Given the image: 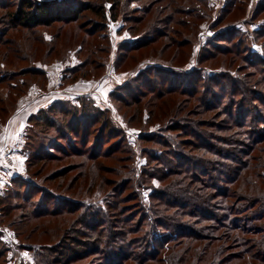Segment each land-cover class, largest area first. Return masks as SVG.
I'll return each instance as SVG.
<instances>
[{
	"label": "trees",
	"instance_id": "1",
	"mask_svg": "<svg viewBox=\"0 0 264 264\" xmlns=\"http://www.w3.org/2000/svg\"><path fill=\"white\" fill-rule=\"evenodd\" d=\"M20 1L17 12L0 15V24H3L2 28L0 27V45L9 47L4 51L3 59L8 51L20 54L22 49L19 45L21 42L15 46L16 38L6 35L7 30L20 29L15 31L20 35L19 41L26 43L33 41L32 43L42 46L46 40L39 34L37 26L73 21L85 10L93 11L96 17L100 16L107 22L102 3L95 5L92 2L83 3L82 0H68L67 3L63 0ZM2 3V9L7 12L8 6ZM235 3L236 9L242 7L239 0H235ZM154 4H158L155 11L157 22L154 25L155 35H151L149 37L151 39L144 40L139 45L121 41L117 47V56L121 54L120 58H123L128 50H137L152 41L155 42L159 37H166L168 43L172 45L188 41L186 38L179 39L177 34L182 30L179 28L187 26L193 28L195 24L197 25L201 17V8L206 7V0H149L141 7L142 11L149 10ZM261 4L255 7L257 9L255 14L258 9L264 10V3ZM101 19L97 20L99 23L94 22L92 28L87 31L88 37L92 38V50L99 56L111 50L108 44L111 38ZM255 34L257 42L264 40V23L260 29L255 30ZM216 37H213L215 44L212 46L216 47L219 53L227 54L226 52L231 51L232 60L239 62L236 69L229 67L225 72L216 69L212 73H206L205 69L201 68L204 67L203 56L207 52L212 53L209 55L211 57L216 55L212 49L208 50V44L206 52L199 53L198 65L191 71L185 66L157 62L145 71L150 79L156 71L154 74L156 79L161 74L158 75V69H163L160 72L167 74L170 79L165 81L160 77L158 83L154 82L155 80L149 81V91H153L157 98L165 95H169V98L174 97L173 105L169 100L170 106L165 111L169 112L167 116L171 119L169 125L165 126V131L169 133L175 131L179 134L173 135V139L163 131L148 135L143 132L140 137L144 143L153 144L144 147V154L147 157V170L144 174L151 178L155 175L153 178L161 182V188L155 189L149 195L151 205L146 207L140 200V185H134L132 181L134 171L129 167V164L134 163V155L131 147L120 141L118 147H122L120 150L122 155L117 160L122 162L120 163L122 165L119 169L130 171L129 175L123 174L121 177L120 195H115L118 194V191H115L112 194L113 203L108 202L107 205L97 200L92 202L86 198L72 197L65 205H62L64 203L61 201L58 207L50 208L46 205L43 210L38 205L33 206L30 214L35 217L63 213L78 215L75 214L76 217L71 220L73 222L66 227L68 245L65 246L63 242L56 245L57 243L35 241L33 244L38 245L35 261L27 264H127L128 260L132 264H264V146L260 144L264 142V58L252 54L244 34L237 35L234 29H228ZM217 41L219 44L226 42L218 45ZM140 51L141 49L136 51L135 55H139ZM99 61L105 63L104 59ZM87 62L89 60L84 61V64ZM241 66L252 68L253 71L241 76L235 71H239ZM175 67L180 71L174 70ZM24 68L33 76L46 75L45 70L32 64ZM173 72L178 73L174 75ZM145 73L142 74L144 77ZM5 75L12 76V73L2 72L0 81L4 80ZM170 75L175 76L178 82L174 80L175 78L171 79ZM180 75H185V79ZM184 80L187 81L186 87L178 88L179 81L183 83ZM20 81L18 85L26 84L25 79L21 78ZM133 82L132 88L135 89L137 86L138 91L139 78ZM166 82L168 83L165 87ZM134 89L131 93L129 91L119 93L114 90L110 95L113 102L124 99L129 103L134 99L128 100ZM147 92L144 89L140 95ZM183 94L194 97L196 102L194 106L200 110V114L213 111L212 120L220 121L212 123L207 117V129H200L199 121L189 118V110L181 114L184 100L180 101L178 98ZM247 96L253 97L250 104ZM52 105L46 108L48 111L45 114L42 111L44 109L32 114L30 121L36 120L41 128L54 127L55 123L47 115ZM54 105L52 111H60L59 113L67 118L66 125L70 129L75 126L82 127L86 129L85 135H90L94 132L93 125L89 124L96 122L100 123V134L108 131L111 134L113 130L108 119L110 108L102 109L96 106L93 99L87 95L79 96L76 103L72 100H63L57 101ZM256 105L260 111L254 109L253 113L252 109ZM152 107L160 109V101L155 100ZM171 111L177 116L171 117ZM215 114L218 115L214 116ZM209 130L213 134L216 133L222 145L218 147L212 143L211 137H205V134L210 133ZM183 135L189 137H182ZM183 140L190 143V148L182 146L187 143ZM225 148H231L228 150H231L232 154L227 153L228 150ZM96 149L97 154L94 153L90 157L93 175H99L100 171L105 172L106 168L116 167L93 160L104 154L100 151L101 147L98 146ZM52 156L59 157L55 154ZM124 156L127 157L123 158ZM33 157H41V153H35ZM33 157L30 154V158ZM150 161L155 165L150 166ZM160 164L164 165L161 167ZM166 169L172 174H167ZM171 175L174 176L173 179L170 178ZM146 176L145 179H139L143 185H149ZM126 189H129L128 193L121 195ZM170 190H173L172 196L166 193ZM118 196L119 208L115 204ZM126 199L127 201H124ZM132 201L136 203L134 210L128 209ZM121 202H128V205H121ZM118 212L120 214H117ZM64 221L67 222V217ZM71 233L74 234L73 237ZM231 248H235L236 251L229 254ZM104 257L107 261H104Z\"/></svg>",
	"mask_w": 264,
	"mask_h": 264
},
{
	"label": "rangeland",
	"instance_id": "2",
	"mask_svg": "<svg viewBox=\"0 0 264 264\" xmlns=\"http://www.w3.org/2000/svg\"><path fill=\"white\" fill-rule=\"evenodd\" d=\"M34 1L56 2L61 0ZM63 1L67 3L68 0ZM147 1L149 0H82L83 3L92 2L95 5L102 3L105 11L104 18L107 22H104L100 16L96 17L93 11L85 10L73 21H59L48 26H37L39 34L43 35V39L46 40L42 46L32 43L33 41L30 43L19 41L20 35L16 34L15 31L20 29L7 30L6 35L16 38L15 46L21 42L19 45L22 46V49L20 54L8 51L9 53L3 59L2 55L9 47L0 45V60L2 61L0 74L2 72L5 74L12 73V76L5 75L4 80L0 81V144L4 137L6 124L10 123L12 119H14L12 123L16 122V129L21 134L18 135L17 133L11 139L16 145V149H13L11 144L0 148V264L34 263V257L38 250V245L33 244L36 243L35 241L47 244L49 242L57 243L56 245L63 242L65 246L68 245L66 241H69V237L65 233L68 231L66 227L73 222L71 220L76 217L75 214L77 213L45 214L35 217L30 214L33 206L38 205L43 210L46 205L50 208L58 207L61 201L64 203L62 205H65L66 201L72 197L86 198L92 202L97 200L104 205L108 202L113 203L112 194L118 191V194L115 195H120L121 192V177L123 174L129 175L130 172L123 168L119 169L122 165L120 164L122 162L117 160L122 155L120 152L122 147H118L120 141L130 146L134 155V163L129 164V167H132V171H134L132 173L134 185H140V200L146 207L151 205L149 195L155 189L161 188V182L153 178L155 175L151 178L144 174L147 170V157L144 154V147L153 144L144 143L140 137L143 132L148 135L159 131L166 132V135L173 137V139V135H179L175 131H170L172 134L165 131V126H168L171 120L167 116L169 112L165 113V111L170 106L168 105L169 100L173 105L174 97L169 98V95H165V97L157 98L153 91H149V81L155 80L154 82H157L160 77L164 80L169 79L167 74L160 72L163 69H158V75L161 74L156 79L154 75L156 71L153 72V78L148 77V73L146 74L145 71L149 67L151 68L155 64L154 62L185 66L191 71L198 65L199 53L206 52L205 49L209 44L208 50L212 49L216 55L211 57L209 55L212 53L208 54L207 52L203 56L202 64L204 67L201 68L205 69L206 73H212L216 69L217 71L222 69L225 72L229 67L236 69L239 62L232 60L231 51L226 52L227 54L219 53L216 51V47L212 46L215 44L213 37L224 34L228 29H234L237 35L244 34V38L247 39L246 42L250 46V52L264 58V40L257 42L255 38V30L260 29L264 23L263 8L260 11L258 9L255 14L257 10L255 7L259 4L262 5L264 0H239L242 3V7L239 9H236L235 0H206V7L201 8V17L197 21V25L195 24L193 28L191 26L179 28L182 29L177 34L179 39L186 38L189 42L183 41V43L179 42L177 45H172L168 43L169 40L166 37H159L155 42L152 41L137 48V50L129 51L127 49V55L120 58L121 54L117 56L116 51L118 52L117 47L121 41L139 45L142 41L151 39L149 38L151 35H155L156 26L154 25L157 23L155 22V11L158 4L152 5L147 11H142L141 7ZM2 2L8 6L7 12L2 9ZM20 3V0H0V15L3 13L10 15L11 12H17ZM161 3L163 4L164 1ZM113 17L115 19L110 20ZM100 19L107 27V31L109 30L111 34L116 35L111 36L109 34L111 40L108 44L111 50L99 56L92 50V38L88 37L87 31L92 28L94 22L99 23L97 20ZM2 26L3 24H0L1 28ZM3 40H5L4 37ZM82 42L84 43L82 44ZM225 42L223 41L222 44ZM216 44L222 45L219 44V41ZM255 46L260 48L259 51L256 50ZM140 49V54L135 55L136 51ZM102 59L105 60L106 65L99 61ZM87 60L89 62L85 65L84 61ZM112 61L114 68L110 66ZM31 64L45 70L46 75L33 76L25 71L24 67H30ZM46 67L49 69L48 72ZM174 70L180 71L177 67ZM235 71L244 76L253 70L241 66L239 71ZM143 73H145V77L142 75ZM173 73L177 75L178 72ZM137 77L140 81L138 91L136 90L137 86L135 89L132 88L133 81ZM172 77L170 78H175V76ZM180 77L185 79L186 76L180 75ZM21 78L26 80V84L23 82L25 85H18ZM174 80L178 82L176 78ZM90 82H93L91 89L95 91L94 95L96 96L93 101L102 97L103 101L106 99L105 103L108 104L107 106L104 104L100 106V103L97 102L98 104L95 103L96 106L102 109L110 108L111 112L108 119L113 129L111 134L109 131L100 134V123L92 122L89 125H93L92 131L94 133L85 135L86 129L76 126L70 129L66 125L67 118L60 114V111H52V108L55 107L54 103L59 99L61 101L76 100L77 102L76 96L78 93H82L85 85ZM167 83H165V87ZM186 83V80L183 83L179 81L178 88L186 87ZM133 89L134 93L128 98L130 101V98H134L133 101L126 103L123 99L113 102L110 95L111 91L117 90L119 93L129 91L131 93ZM144 89L148 91L147 94L140 95ZM48 90L51 92L47 94L42 92ZM42 93L45 94L40 102L43 104L37 105L38 110L34 113L44 109L42 111L45 114L48 111L46 108L53 104L50 113L47 115L55 123L54 127L41 128L36 120L33 119L31 122L30 117L34 113L29 115V111H23V116L18 117L21 112V105L32 99L41 98L40 94ZM136 96L137 98H135ZM178 99L184 100V109L181 114H185L189 110V118L198 120L200 129H207V117L212 123L220 121L212 120L213 111L200 114V110L194 106L196 104L194 97L183 94ZM252 99L253 97L247 96L249 104ZM155 100L160 101V109L152 107ZM162 100L164 101L162 102ZM254 109L260 111L257 105L252 111ZM261 112L263 113V111ZM170 114L171 117L177 116L172 114V111ZM104 116L106 117V115ZM61 124L64 126H60V128L59 125ZM209 131L210 133L205 134V137H211L212 143L218 147L222 145L218 141L216 133L213 134L211 130ZM182 137L189 136L183 135ZM186 141L183 140V142ZM260 144L264 146V142ZM98 146L101 147L100 151L104 154H100L93 160L116 167L106 168L105 172L100 171L98 172L99 175H93L90 157L94 153L97 154L98 149L96 148ZM182 146L190 148V143L187 141L186 145L182 144ZM35 153H41V157H33ZM227 153L232 154V151L228 150ZM30 154L33 158H30ZM53 154L59 157H51ZM125 157L127 156L123 158ZM150 162V166L155 165L152 161ZM160 165L162 167L164 164ZM166 171L167 174H172L169 173V169ZM145 176L146 179H149V185H143L139 182V179H145ZM102 178L104 179L102 180ZM170 178L173 179L174 176L171 175ZM128 191L129 189L124 190L121 195L127 194ZM166 193H170L171 196L174 194L173 190ZM118 197L115 199V204L119 208L120 196ZM121 203V205H128V202ZM135 205L136 203L132 201L128 209L134 210ZM66 217L67 222L64 221ZM71 235L73 237L74 234L71 233ZM231 250L228 252L229 254L236 251L235 248H231ZM104 258V261H107L106 257ZM126 263L132 264L129 260Z\"/></svg>",
	"mask_w": 264,
	"mask_h": 264
},
{
	"label": "crops",
	"instance_id": "3",
	"mask_svg": "<svg viewBox=\"0 0 264 264\" xmlns=\"http://www.w3.org/2000/svg\"><path fill=\"white\" fill-rule=\"evenodd\" d=\"M107 34L109 35V34H111V32L108 30L107 31ZM113 35H116V34H111V36H113ZM110 35H109V37H111ZM118 42H120V41H118ZM113 64H114V62L112 61L111 62V64H110V66H111V68H114L113 67ZM46 70H47V72L49 71V69L46 67ZM49 74H50V72H49ZM51 75V74H50ZM93 84V82H90V83H88V84H86L85 85V87H84V89H83V91H82V93H78V95L76 96V98H78L79 96H82V95H87V96H89L90 98H92V99H95L96 98V96L94 95V93H95V91H93V89H91V85ZM98 91V90H97ZM43 93H45V94H47V93H50L51 91H42ZM40 94V96H41V98L39 99V98H37V99H35V100H30V101H27V102H25L24 104H22L21 105V108H20V114L18 115V117L21 115V116H23V114H22V112L23 111H29V115L30 114H32V113H34V112H36L37 110H38V108H37V105L38 106H40L41 104H43V103H40L43 99H42V97H43V95H45V94ZM62 98V97H61ZM63 100V99H62ZM58 101H61L60 99L58 100ZM75 102H76V100H74ZM95 101V103H97V102H99L100 103V106H103V104L104 105H108L107 103H105L106 102V99L103 101V99H102V97H101V99H99V100H94ZM35 102H37V103H35ZM98 104V103H97ZM41 108V107H40ZM39 108V109H40ZM19 111V110H18ZM21 118H23V117H21ZM20 118V119H21ZM27 118V117H26ZM13 120L14 119H12L11 121H10V123L8 122L6 125V127H5V132H4V137H3V139H2V142H1V144H0V148L2 147V148H4L5 146H8V145H12L13 146V149H16L17 147H16V145L11 141V139H12V137L13 136H15L17 133H18V135L19 134H21V132L19 133V131H18V129H16V122L15 123H12L13 122ZM24 122H26V120H24ZM13 124H14V126H13ZM2 145V146H1ZM2 182H3V180H2Z\"/></svg>",
	"mask_w": 264,
	"mask_h": 264
},
{
	"label": "built area",
	"instance_id": "4",
	"mask_svg": "<svg viewBox=\"0 0 264 264\" xmlns=\"http://www.w3.org/2000/svg\"><path fill=\"white\" fill-rule=\"evenodd\" d=\"M255 48H256V50H258V51H259V49H260V48H259V47H257V46H255Z\"/></svg>",
	"mask_w": 264,
	"mask_h": 264
}]
</instances>
